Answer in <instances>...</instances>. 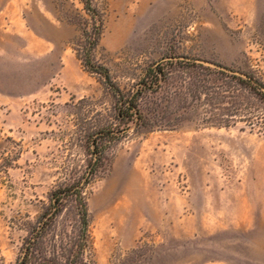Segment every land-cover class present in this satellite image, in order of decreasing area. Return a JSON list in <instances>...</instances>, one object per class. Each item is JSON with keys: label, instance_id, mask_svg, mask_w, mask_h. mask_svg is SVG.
I'll use <instances>...</instances> for the list:
<instances>
[{"label": "rangeland", "instance_id": "1", "mask_svg": "<svg viewBox=\"0 0 264 264\" xmlns=\"http://www.w3.org/2000/svg\"><path fill=\"white\" fill-rule=\"evenodd\" d=\"M19 1L35 34L28 43L0 41V53L10 55L0 56V92L13 101L0 106V264H19L50 193L80 179L90 217L88 263L264 264V222L257 217L254 231L224 218L236 212L225 196L236 199L251 163L264 162L261 101L250 99L230 128H205L202 109L173 131L128 126L104 161L95 162L84 132L99 125L101 113L112 116L114 102L76 58L79 32L64 19L83 15L81 5ZM96 1L104 17L95 60L121 88L169 57L219 65L264 84V0H237L238 10L219 8L216 0ZM39 40L53 48L50 54L33 45ZM224 107L215 111L218 118ZM65 213L68 224L73 215Z\"/></svg>", "mask_w": 264, "mask_h": 264}, {"label": "trees", "instance_id": "2", "mask_svg": "<svg viewBox=\"0 0 264 264\" xmlns=\"http://www.w3.org/2000/svg\"><path fill=\"white\" fill-rule=\"evenodd\" d=\"M78 3L83 15L64 19L79 32L74 50L76 58L84 71L97 77L114 102L112 116L105 118L108 115L103 117L101 113L99 125L84 132L83 138L91 146L95 162L104 161L105 151L117 143L122 132L131 125L138 133L173 131L199 117L202 109L200 116L205 128H230L242 109L252 105L250 99L260 100L264 107L261 81L205 67L185 58L169 57L155 62L144 68L129 89L121 88L94 56L103 33V9L96 0H78ZM223 104L227 107L219 115L221 119L215 111ZM242 117L246 118V123L250 122L248 115ZM95 165L84 172L86 178L93 176ZM80 180L62 191L50 193L49 204L24 240L19 264H91L84 257L90 243V217ZM64 211L74 217H69L68 224L62 223Z\"/></svg>", "mask_w": 264, "mask_h": 264}, {"label": "crops", "instance_id": "3", "mask_svg": "<svg viewBox=\"0 0 264 264\" xmlns=\"http://www.w3.org/2000/svg\"><path fill=\"white\" fill-rule=\"evenodd\" d=\"M176 1L188 3L193 6L196 0ZM236 1L237 0H227L226 3H224L223 0H216V3L219 4V8L223 9H241V7L238 8L236 5ZM23 10L19 0H5L3 6H0V41L25 39L27 43L31 42L32 39L30 36L35 34V31L32 27L27 25L26 19L23 17ZM241 15L244 14L241 13ZM43 18L49 20L47 15H43ZM40 40L33 42V45L41 48L43 56L50 54L53 48L49 47V49H47L45 42L41 41V43ZM24 49L30 50V45L28 44ZM1 51L3 53L5 52V50L2 49ZM3 53H0L1 57L7 58L10 56L7 53L6 55ZM12 103L11 97L5 96L0 92V106L2 104L10 105ZM236 188V199L228 200V196H225L227 200L224 202L228 207H232L228 208L229 211L234 208L236 212L224 218H228V226L238 228L244 226L247 230L253 229L256 231V218L258 217L264 222V162L255 159L250 165L248 177L245 176V178L238 183ZM231 192L235 191H227V194ZM224 194H226V192H223V195Z\"/></svg>", "mask_w": 264, "mask_h": 264}, {"label": "water", "instance_id": "4", "mask_svg": "<svg viewBox=\"0 0 264 264\" xmlns=\"http://www.w3.org/2000/svg\"><path fill=\"white\" fill-rule=\"evenodd\" d=\"M195 62L198 63V64H201V65H203V66H205V67H210V68H212V69H218V70H224V71H226V72H228V73H231V74H234V75H237V76H240V77L246 78V77L243 76V75H240V74H238V73H234V72H231V71L225 70V69H223V68H220V67H218V66H216V65H214V64L208 63V62H204V61H195Z\"/></svg>", "mask_w": 264, "mask_h": 264}]
</instances>
